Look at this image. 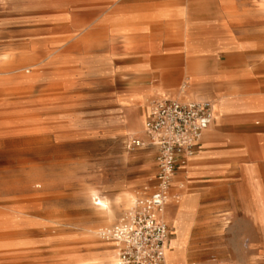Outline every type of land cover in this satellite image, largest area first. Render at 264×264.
<instances>
[{"label":"rangeland","instance_id":"rangeland-1","mask_svg":"<svg viewBox=\"0 0 264 264\" xmlns=\"http://www.w3.org/2000/svg\"><path fill=\"white\" fill-rule=\"evenodd\" d=\"M114 1L0 0V264H85L103 248L99 231L154 174L153 150L128 143L141 137L149 102L165 96L119 103L132 81L121 73L131 40L110 31ZM237 6L228 34L251 68V56L264 57V0ZM230 117L212 126L239 151L230 170L188 187L197 197L185 264H264V112ZM93 190L111 201V219ZM175 209L165 210L174 232Z\"/></svg>","mask_w":264,"mask_h":264},{"label":"crops","instance_id":"crops-1","mask_svg":"<svg viewBox=\"0 0 264 264\" xmlns=\"http://www.w3.org/2000/svg\"><path fill=\"white\" fill-rule=\"evenodd\" d=\"M242 8L237 6V0H116V8L112 11L111 33L131 40L126 51L129 56L122 59L121 73L132 81L124 85L127 94L119 98L120 104L138 105L150 96L212 102L211 125L203 132L194 155L175 168L171 198L173 192L186 189L178 195L177 201L171 199L166 209L176 204L172 222L177 233V220L180 219L183 232L170 246L175 232L169 225L167 264H185L186 261L190 218L197 197L188 192V187L195 186L198 180L230 170L231 159L239 154L236 149L224 146L226 141L232 142V135L226 140L224 133L212 126L227 120L228 116H234L228 120L233 124L241 117L264 112V57H259L257 63L258 57L251 56V68L246 67L245 44L228 34L231 25L236 24L237 14L244 12ZM222 55L226 58L223 62ZM238 57H241L239 62L235 60ZM180 81L188 84L185 90L177 89ZM249 83H260L263 88L259 92L250 91ZM137 133L143 138V123ZM153 163L156 170L154 157ZM90 195L105 201L106 207L98 206L111 219L112 208L107 206L111 201L101 198L94 190ZM119 202L114 199L112 203L118 205ZM123 205L129 207L130 203L127 200ZM18 216L16 209L13 218ZM101 245L99 254L90 257L85 264L116 262L115 244L105 241ZM74 255L69 256L70 261Z\"/></svg>","mask_w":264,"mask_h":264},{"label":"built area","instance_id":"built-area-1","mask_svg":"<svg viewBox=\"0 0 264 264\" xmlns=\"http://www.w3.org/2000/svg\"><path fill=\"white\" fill-rule=\"evenodd\" d=\"M184 82L181 89L187 88ZM213 121L212 102L206 99L155 98L143 122V138L132 137L128 148L153 149L155 173L144 192L99 235L116 246V264H167L165 251L171 229L165 219L175 168L192 157L203 132Z\"/></svg>","mask_w":264,"mask_h":264},{"label":"bare ground","instance_id":"bare-ground-1","mask_svg":"<svg viewBox=\"0 0 264 264\" xmlns=\"http://www.w3.org/2000/svg\"><path fill=\"white\" fill-rule=\"evenodd\" d=\"M183 90H185V89H183ZM93 202L95 203V204H97V205H99V206H101V207H106V203H105V201H102V200H98V201H96L95 200V198H93ZM100 207V208H101ZM107 212H108V210H107ZM110 216V215H109ZM112 217V216H111ZM110 218V217H109ZM165 257H166V251H165ZM117 263V259H116V262L114 263V264H116ZM112 264V263H111Z\"/></svg>","mask_w":264,"mask_h":264}]
</instances>
